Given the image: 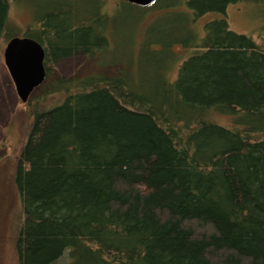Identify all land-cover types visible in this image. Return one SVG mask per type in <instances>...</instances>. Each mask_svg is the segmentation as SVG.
Returning <instances> with one entry per match:
<instances>
[{
    "label": "trees",
    "instance_id": "1",
    "mask_svg": "<svg viewBox=\"0 0 264 264\" xmlns=\"http://www.w3.org/2000/svg\"><path fill=\"white\" fill-rule=\"evenodd\" d=\"M106 2L53 4L24 36L47 78L17 164L19 264H264V45L227 20L264 0H179L149 23L157 1ZM9 13L0 0V39ZM76 55L109 70L54 78Z\"/></svg>",
    "mask_w": 264,
    "mask_h": 264
},
{
    "label": "rangeland",
    "instance_id": "2",
    "mask_svg": "<svg viewBox=\"0 0 264 264\" xmlns=\"http://www.w3.org/2000/svg\"><path fill=\"white\" fill-rule=\"evenodd\" d=\"M156 1V6L147 15L146 23L164 14L165 10L162 9V5L165 8L170 7V4L179 0ZM71 2L72 0H10L9 30L0 39V264H19L16 246L23 224V210L15 179L18 160L28 140L33 122L32 106L23 103L19 98L5 65V49L11 37H24L26 32L34 27L36 17L49 10L51 5H68ZM118 4L119 0H108L105 3V10L112 11ZM182 4L185 5V1ZM172 8H178V6ZM176 12L179 11L176 10ZM221 17L222 15L214 13L205 15L197 22L196 31L199 29L198 32L204 35L205 24ZM122 19L127 20L126 13L122 14ZM227 20L233 32L253 37L259 44L264 45V37L259 35V30L264 25L263 5L246 2L230 5L227 9ZM122 25L124 26L123 22ZM125 30H127L126 27ZM175 51L184 52L179 46L175 48ZM112 56L109 54L104 59L100 57L89 59L83 55L68 57L56 65L53 77L80 79L106 72L109 67L102 64H107ZM101 59L102 64L99 62ZM38 94L39 92L36 96ZM61 101L62 97L55 95L46 99L44 106L40 107L50 108ZM213 118L222 125L228 127L233 125V119L229 116L214 114Z\"/></svg>",
    "mask_w": 264,
    "mask_h": 264
},
{
    "label": "water",
    "instance_id": "3",
    "mask_svg": "<svg viewBox=\"0 0 264 264\" xmlns=\"http://www.w3.org/2000/svg\"><path fill=\"white\" fill-rule=\"evenodd\" d=\"M122 1L143 8H148L156 2V0ZM45 56L46 52L43 45L29 37L16 36L7 44L4 53L5 65L15 85L17 94L23 103H28L31 94L47 78Z\"/></svg>",
    "mask_w": 264,
    "mask_h": 264
}]
</instances>
